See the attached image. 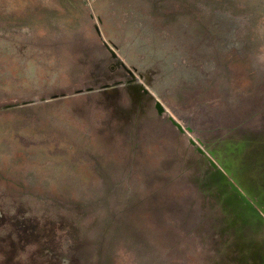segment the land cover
I'll use <instances>...</instances> for the list:
<instances>
[{
    "label": "rangeland",
    "instance_id": "rangeland-1",
    "mask_svg": "<svg viewBox=\"0 0 264 264\" xmlns=\"http://www.w3.org/2000/svg\"><path fill=\"white\" fill-rule=\"evenodd\" d=\"M0 80V264H264V0H0Z\"/></svg>",
    "mask_w": 264,
    "mask_h": 264
},
{
    "label": "bare ground",
    "instance_id": "bare-ground-1",
    "mask_svg": "<svg viewBox=\"0 0 264 264\" xmlns=\"http://www.w3.org/2000/svg\"><path fill=\"white\" fill-rule=\"evenodd\" d=\"M235 28V27H234ZM44 32H45V30H44ZM40 33V32H39ZM42 33V32H41ZM220 35V34H219ZM215 36V35H214ZM61 55V54H60ZM55 57H57V56H55ZM42 58V57H41ZM5 59V58H4ZM62 59V58H61ZM69 59V58H68ZM3 60V59H2ZM10 59L8 58V60L7 61H9ZM54 60V59H53ZM11 61V60H10ZM38 61V60H37ZM60 61H62V60H60ZM53 62H55V61H53ZM6 63H8V62H6ZM10 63V62H9ZM14 63V62H13ZM38 63V62H37ZM51 67V66H50ZM13 68V67H12ZM26 68V67H25ZM31 68H33L35 71H32L31 70V72H28L27 71V73L29 74V73H35V74H38V73H36L37 71H39V69H37V68H35V67H31ZM14 69V68H13ZM16 69V68H15ZM18 69V68H17ZM7 70V69H6ZM45 70V69H44ZM21 71V70H20ZM45 72V71H44ZM10 73L11 74H13V72H12V69H10ZM19 73V72H18ZM11 74H10V76H11ZM15 74V73H14ZM28 74H25V72H24V74H23V77H24V79H25V77H28V76H26V75H28ZM19 77V76H18ZM34 77V76H33ZM32 77V78H33ZM68 77V76H67ZM26 79H28V78H26ZM6 80V79H5ZM0 82H1V80H0ZM2 82H3V80H2ZM31 82V81H30ZM70 82V81H69ZM35 83V82H34ZM7 84V83H6ZM8 84H10V83H8ZM2 85V84H1ZM10 87V86H9ZM12 92V91H11ZM12 94V93H11ZM18 94V93H17ZM23 95V94H22ZM27 96V95H26ZM53 102V101H52ZM51 103V102H50ZM65 103V102H64ZM49 104V103H48ZM52 104V103H51ZM51 104H49V107H50V105ZM46 105V104H45ZM64 105V104H63ZM57 106V105H56ZM67 106V105H66ZM46 107V106H45ZM48 107V108H49ZM64 107V106H63ZM70 107V106H69ZM53 108V107H52ZM68 108V107H67ZM49 110V109H48ZM67 110V109H66ZM69 111H70V109H68ZM56 113V112H55ZM60 114V113H59ZM61 115V114H60ZM73 116V115H72ZM75 116V115H74ZM46 117V116H45ZM56 118V117H55ZM47 119H48V117H47ZM72 120V119H71ZM70 121V120H69ZM71 122V121H70ZM75 122V121H74ZM73 123V122H72ZM76 125V124H75ZM77 126H78V124H77ZM86 131V130H85ZM87 134V133H86ZM22 137V136H21ZM30 141V140H29ZM29 141H28V143H29ZM31 142V141H30ZM33 142V141H32ZM38 142V141H37ZM11 148V147H10Z\"/></svg>",
    "mask_w": 264,
    "mask_h": 264
}]
</instances>
